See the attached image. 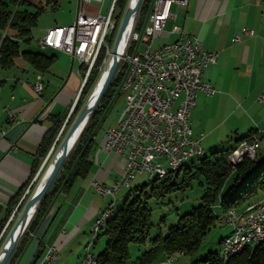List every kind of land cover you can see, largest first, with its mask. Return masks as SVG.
<instances>
[{
  "label": "crops",
  "instance_id": "obj_1",
  "mask_svg": "<svg viewBox=\"0 0 264 264\" xmlns=\"http://www.w3.org/2000/svg\"><path fill=\"white\" fill-rule=\"evenodd\" d=\"M173 11L176 20H170L166 32L156 36L153 48L178 40L180 35L171 32L178 25L187 35L198 38L204 50L218 55L216 64L203 77L217 93L212 97L197 95L191 114L192 137L204 135L203 152L232 151L240 143L238 139L253 131L261 133L263 140L264 0H188L186 8L174 5ZM82 12L88 14L84 8ZM60 54L44 76L25 63L0 71V132H6L0 134V222L31 179L42 142L53 126L51 118L62 116L79 92L81 78L73 70L76 61ZM67 63L71 65L68 76ZM36 81L44 83L38 97L32 89ZM10 110L15 122L9 121ZM97 136L90 174L76 180L70 192L57 196L20 262L25 259L29 264L44 243H56L60 249L56 264H79L84 246L78 247V243L86 239L88 227L109 203L92 182L110 185L121 177L125 166L123 157L104 150L105 136Z\"/></svg>",
  "mask_w": 264,
  "mask_h": 264
},
{
  "label": "trees",
  "instance_id": "obj_2",
  "mask_svg": "<svg viewBox=\"0 0 264 264\" xmlns=\"http://www.w3.org/2000/svg\"><path fill=\"white\" fill-rule=\"evenodd\" d=\"M128 1L117 0L114 9V18L117 22L123 16ZM151 1L143 0L139 20L145 19ZM29 3L31 4L30 0H0V69L17 68L19 62L22 61L34 73L44 76L51 72L56 63V57L21 49V42L25 45L30 44L32 30L37 27L39 15L42 12V8L36 12H29L25 8L22 10L21 7H25ZM11 6L14 7L13 10ZM6 31L7 38L2 39ZM115 34L116 31L108 38L107 46L109 49L113 47ZM106 58V48H103L88 76L60 140L64 138L73 120L84 107L99 79ZM123 77L124 69L121 67L69 155L61 173L32 218L27 232L23 235L8 264H17L24 257L31 242L30 234H35L39 229L57 196L60 193L70 192L76 180L87 178L90 174L93 165L91 155L95 146V138L107 112L120 96ZM67 116L68 111L62 116L51 118L53 126L42 142L31 179L9 204L6 217L0 222V248L12 226L13 221L3 233L9 219L55 143ZM255 132L253 131L252 134ZM252 134L243 139H238L237 142L240 143L232 151L239 148L242 142H252ZM229 152L230 150L226 152L225 150L215 151L209 157L199 160L197 166L186 167L185 163L179 170L168 173L163 178H153L157 180H153L148 191L146 185L139 188L136 185L134 188H130L129 197L122 208L111 216L113 208L100 231L98 230L97 243L100 236L105 237L106 242L102 251L96 255L98 257L97 263L168 264L167 261H170L172 257L178 261L181 258L179 255L182 257L192 256L199 251L204 240L214 229L222 228L219 223L226 221L234 209L244 212L246 211L245 207H249L254 201L256 203L261 201L264 197V161L258 162L257 157L254 160L245 159V156L241 162L234 165L236 167H232ZM196 183L204 190L201 198L202 203L193 212L180 216L177 224L169 227L166 235L161 233L153 235L152 202L165 203L170 196L192 189ZM28 198L27 195L14 218L21 213ZM216 208L221 209V214L216 212ZM147 243L149 245L146 250L136 260H131L130 245L143 246ZM176 261L174 260V263L169 262V264H176ZM199 264H264V241L252 247L246 245L239 253L228 256V259H224L223 255L210 253L209 257L200 261Z\"/></svg>",
  "mask_w": 264,
  "mask_h": 264
},
{
  "label": "built area",
  "instance_id": "obj_3",
  "mask_svg": "<svg viewBox=\"0 0 264 264\" xmlns=\"http://www.w3.org/2000/svg\"><path fill=\"white\" fill-rule=\"evenodd\" d=\"M103 1L79 0L74 21L68 26L48 29L38 41V47L42 50L62 52L77 61L80 67H85L84 79L93 69L103 48H106V57L111 53L107 41L117 28L114 18L117 0H111L106 14H102V8L94 15L82 12L85 4ZM174 5L186 8L188 0H152L144 22L138 24L135 21L121 58L120 68L124 69V77L120 93L125 97L124 115L116 126L107 129L104 150L125 159L124 171L110 186L92 182L99 194L110 198L107 207L102 210L106 215L115 207L118 192L130 186L140 175L148 176L158 169L192 158L194 151L203 149L204 135L192 137L191 114L199 93L209 97L217 93L215 87L203 77L216 64L218 55L204 50L198 38L187 35L178 25L171 30L180 35L178 40L153 48L156 36L166 32L170 20H176ZM80 19L94 23V30L86 31V27H80ZM6 37L7 31L2 39ZM81 70L77 71L80 76ZM43 88L41 81H36L32 86L37 97L42 94ZM260 101L264 102V93ZM7 114L9 121L15 122L13 112L10 110ZM0 134L4 136L6 132L1 131ZM251 139L252 142H242L239 147H244L245 159L254 160L259 135ZM219 225L236 230V239L242 238L244 228H252L255 238H247V247H252L264 232V197L256 206L244 212L234 209L229 219ZM98 234L96 232L91 236L92 240L84 246L79 264H92L95 256L92 249ZM30 237L33 241L36 235L30 234ZM233 247L234 240L222 247L224 259H228ZM42 250L36 264H56L60 260V249L56 243H44ZM174 260L175 257H172L169 262Z\"/></svg>",
  "mask_w": 264,
  "mask_h": 264
},
{
  "label": "rangeland",
  "instance_id": "obj_4",
  "mask_svg": "<svg viewBox=\"0 0 264 264\" xmlns=\"http://www.w3.org/2000/svg\"><path fill=\"white\" fill-rule=\"evenodd\" d=\"M30 1H31V4L29 3V4H26L25 7L24 6L21 7L22 10H23V8H25L29 12H36L40 8H42V12L39 15V20H38L37 27L32 30L30 44L29 45H25V43L21 42V49L22 50H31L33 52L41 53V54H44L46 56L60 57V55H61L60 52H56L55 50H51V49L42 50L41 48H39L38 47V41H40L44 37V35H45V33H46V31L48 29H50L52 27H55V26H68L74 21V19L76 18V13H77V7H78L79 0H50V1L49 0H30ZM129 1H128V3H129ZM55 3H57V5H55ZM110 3H111V0H104L103 3H101V2H93L92 4H85L83 6V8H84L85 12H87L88 14H92V15L97 14L99 12L100 8H102V10H101L102 14H106V12H107V10H108V8L110 6ZM11 9L13 10L14 7L11 6ZM123 16H124V14H123ZM123 16L121 17L120 21L117 22V28L115 30L116 34H115L114 42H115V39H116V35H117V32H118V29H119L120 24H121V21L123 19ZM136 20H137L138 24L139 23L141 24V23L144 22L145 19L142 20V21L139 20V14H138ZM118 24H119V27H118ZM113 45H114V43H113ZM112 48L110 49V52H112ZM110 56H111V53L109 55H107V58L104 61V67H103V69L101 71L99 79H98L96 85L94 86L92 92L90 93L88 99L90 98L91 94L94 92L95 88L97 87V85H98V83H99V81L101 79L102 74L105 72L107 64H108V62L110 60ZM19 63H20L19 65H24V63L22 61H20ZM66 65L68 66V69L66 71L67 76H68L71 65L68 64V63ZM57 67L58 66H56L55 70L57 69ZM77 68L79 70L82 69L81 70V72H82L81 76L78 74ZM119 69H120V67H119ZM73 70L76 73V75L77 76L79 75L80 78H81V84H80V89H79L80 92H78V93L81 94V92H82V90H83V88L85 86V83H86L89 75L86 77V79H84V76H85V72L84 71H86V68L85 67H80L79 63L77 61L74 63V69ZM0 71H2V70H0ZM41 82L43 83V81H41ZM43 85H44V83H43ZM81 87H83V88H81ZM78 93H77L76 97L73 99V101L71 102V105L69 106V109L67 110L68 114H69L71 108L73 107V110H74V107L76 106V103L78 101V99H77ZM76 99H77V101H76ZM88 99H87V101H88ZM124 104H125V97H124L123 94L120 93V96L113 102L111 108L109 109V111L107 112L104 120L102 121V123L100 125V128H99V131H98L97 138L101 139L102 137H104L107 129L110 128V127L115 126L117 124V122L123 117V115H124ZM75 119L73 120V122L75 121ZM70 128L71 127H69V129ZM69 129L67 130V132L69 131ZM256 135H259V139L261 138V134H259L258 132H255L254 134H252V136H256ZM252 136H251V138H252ZM63 139H61V140L59 139L60 140L59 143L55 146V148L53 149V151L51 152V154L49 155V157H48V159L46 161V158H47V156H48V154H49L51 149L49 150V152H48V154H47V156H46V158L44 160V161H46V164H45L43 170L39 172V175H38V177H37V179H36V181L34 183L33 189L28 191L27 195H28L29 198L32 196L33 192L39 186V183L41 181L40 179H42L46 169L49 167L50 162L53 159V157L55 155V152L57 151V149H58V147H59V145H60V143L62 142ZM226 151H228V149L225 150V152ZM212 153H213V151L204 150V152H202L201 154L195 155L190 160H188L187 163H186V167H191L192 165L197 166L199 164V160H201V159H203L205 157H209ZM231 153H232V151L229 152V155ZM44 161H43V163H44ZM257 161L258 162H263L264 161V139L263 140L262 139L259 140V147L257 149ZM43 163L41 164V166L43 165ZM41 166H40V168H41ZM38 171H37V173H38ZM61 171H60V173H61ZM172 175H174V174H172ZM153 180H157V179H153V178L148 179L147 175L145 174V175H143L142 178H139V179H137L135 181V183L133 184L132 188H134L136 185L138 186V188L142 187L143 185H146V190L148 191L151 188V186H152ZM110 185H104V186H110ZM203 193H204V190L199 185H197V183H196L195 185H193L192 189H188V190H186L183 193H180V192L179 193H175L174 195L170 196L165 201V203H162V202L157 203L155 201L152 202V204H151V207H152L151 224L153 226V228H152L153 235H155L156 233H161L162 235H166L167 232H168L169 227H171L173 225H176L177 222H178V218L180 216H182V215H184L186 213L193 212L194 209H196L202 203L201 198H202ZM129 194H130V188H126V187L122 188V190L120 192H118V194H117V196L115 198V207L113 209V212H112L111 216L115 215L119 211V209L122 208L124 203L127 201L126 199L129 197ZM105 197H107V196H105ZM29 198H28V200H29ZM108 199L110 200V198H108ZM257 203L254 201L253 203H251V205L249 207H245L246 210L249 209V208H253V206L257 205ZM236 211L240 212L238 210H236ZM216 212L218 214H221V209L220 208H216ZM18 216L19 215H17L16 218L12 219L13 222H12L11 229H12L13 225L15 224V222L17 221ZM94 222L92 224V227L91 226L88 227L90 229H88V233H87L86 239L85 238L82 239V241H80L78 243V247L81 246L83 248V246H85L89 241L92 240L91 236H92V234H93V232L95 230V223ZM105 222H106V220H105ZM11 229H10V231H11ZM25 232H27V230ZM231 233H232L231 228H227V227L214 229L211 232V234L204 240L203 245L201 246V248L199 249V251L196 254H194L192 256H187V257H182V255H179L181 258L178 261H176V259H175L176 264H199L200 261H202L205 258L209 257L210 253L219 254L220 256H222L223 255V250H222L223 240L226 237H228L229 235H231ZM8 235H9V233H8ZM8 235L6 236L5 240L7 239ZM5 240H4V242H5ZM97 240L95 241L94 247L92 249V252L95 254V256L98 255L102 251V249L104 247V244L106 242L105 237H102V236H100L98 243H97ZM148 245H149L148 243H147V245H143V246H138V245H135V244L130 245V257H131V260H136V258L139 257L141 255V253L146 250ZM0 250H1V248H0ZM97 259H98V257H97ZM25 262H26V260L23 259L19 264H25ZM167 262L169 264V261H167ZM172 263H174V261H172Z\"/></svg>",
  "mask_w": 264,
  "mask_h": 264
},
{
  "label": "water",
  "instance_id": "obj_5",
  "mask_svg": "<svg viewBox=\"0 0 264 264\" xmlns=\"http://www.w3.org/2000/svg\"><path fill=\"white\" fill-rule=\"evenodd\" d=\"M142 3H143V0H130L129 1L126 11L124 13L123 19L121 21L120 27L118 29L117 35H116V39H115V42L112 48L110 60L105 69L106 70L105 78L100 84V87L95 88L94 92L91 94L90 98L88 99L84 107L81 109L75 121L71 125V128L69 129L64 139L60 143L57 151L55 152L53 159L50 162V165L48 167L49 169L46 173L43 184L40 187H37V189L33 192L32 196L29 198L28 202L25 204L23 210L19 214L17 221L13 225L11 231L9 232L7 239L5 240V242L3 243L1 247L0 264H8L19 242L21 241L23 235L25 234V231L27 230L32 218L34 217L38 208L42 204L43 200L45 199L46 195L51 189L53 183L57 179L67 158L69 157L70 153L74 149L77 141L81 137L87 124L89 123L90 119L94 115L97 107L101 103L105 93L107 92L109 86L111 85L113 79L115 78V75L118 72V69L120 67L122 55L124 53L126 44L128 42L130 31L136 21V18L139 14ZM79 95L80 93H78L77 99ZM72 113H73V107L71 108L66 118V121L46 158V161L49 155L51 154V152L53 151V149L55 148V146L59 143L60 136L65 126L67 125L70 117L72 116ZM46 161H44L43 165L41 166L35 178L33 179L30 186L28 187L27 192L24 194L23 198L21 199L20 203L15 209L12 217L9 219L3 233L8 228V226L11 224L12 219L14 218V216L18 213L19 209L21 208L28 194V191H30L32 187L34 186V183L39 175V172L43 170L46 164ZM0 240H1V237H0ZM42 251H43L42 249H38L36 251L30 264L37 263L38 259L40 258L42 254Z\"/></svg>",
  "mask_w": 264,
  "mask_h": 264
},
{
  "label": "bare ground",
  "instance_id": "obj_6",
  "mask_svg": "<svg viewBox=\"0 0 264 264\" xmlns=\"http://www.w3.org/2000/svg\"><path fill=\"white\" fill-rule=\"evenodd\" d=\"M80 27H86V31H93L94 30V23H87V19H80ZM105 75H106V70L102 74L101 79H100L96 88L100 87V84L104 80ZM202 152H203V149H201L200 151H194L193 156L201 154ZM245 156H246V151H245L244 147L237 148L236 150L232 151V153L229 155L230 164H232L233 166L236 165L237 163L241 162V160ZM190 159L191 158H188L186 160H180V161L174 163L172 166L166 167L164 169H158L157 171H155V173L149 174L147 176V178L148 179H150V178H158V179L163 178L166 174L179 170ZM48 169L49 168L46 169L42 179H40L41 181H40L38 187H40L43 184V181H44V178L46 176ZM134 183L135 182L131 183L130 186H126V188H132ZM112 209H111V211H112ZM111 211L107 215H106V212H102L100 217L95 220V230H94L92 236H94V234L96 232H98L100 223H101V227L103 226L105 219L110 215ZM233 212L234 211H232L230 214H233ZM247 238H255V230H252V228H244V230H242V238H240V239H236V230H232L231 235L226 237L224 242H223V246H224L225 244H227L228 241L234 240V247L231 250V253L228 254V256L235 255V254L239 253L247 245ZM262 241H264V232H262L258 236V239L254 245H256ZM254 245H252V246H254ZM223 257H224V252H223ZM92 264H98L96 256L93 257Z\"/></svg>",
  "mask_w": 264,
  "mask_h": 264
}]
</instances>
